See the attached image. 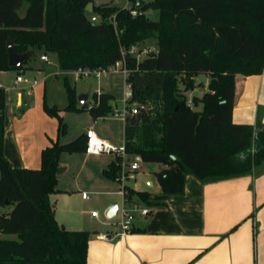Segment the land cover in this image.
Listing matches in <instances>:
<instances>
[{
    "label": "trees",
    "instance_id": "obj_1",
    "mask_svg": "<svg viewBox=\"0 0 264 264\" xmlns=\"http://www.w3.org/2000/svg\"><path fill=\"white\" fill-rule=\"evenodd\" d=\"M94 2L0 0V71L24 67L9 66V37L21 53L30 47L55 53L66 71L109 67L122 58V49L153 39L156 52L141 60L127 56L130 103L138 108L125 118L127 154L165 166L155 176L167 195L183 194L188 174L202 181L251 174L264 161V128L235 123L233 109L237 75L264 71V0H150L137 16L127 7ZM130 2L136 8L138 0ZM89 3L92 11L87 10ZM150 8L158 11V19L146 15ZM200 73H207L210 81L209 90L193 98L194 106L202 104L198 110L181 94L179 76L185 74L189 89ZM65 86L66 110H88L94 120L112 113L113 92L96 91L92 104L78 106L76 86L68 79ZM5 97L1 88L0 206L13 208L0 215V233L18 234L19 239L0 237V264H88L91 232L66 228L50 200L58 191L61 155L86 153L87 134L68 143L52 141L42 150L40 168H13L4 154ZM45 110L58 118L59 135L66 134L60 108L45 104ZM121 171L122 156L117 155L103 175L119 181ZM122 188L127 203L136 196L152 204L147 191L127 184Z\"/></svg>",
    "mask_w": 264,
    "mask_h": 264
},
{
    "label": "crops",
    "instance_id": "obj_2",
    "mask_svg": "<svg viewBox=\"0 0 264 264\" xmlns=\"http://www.w3.org/2000/svg\"><path fill=\"white\" fill-rule=\"evenodd\" d=\"M109 1L95 0L94 3L107 4ZM128 2L130 4V0L125 4ZM35 49L31 50L35 53ZM34 53L24 63L25 68L35 69L29 65ZM105 90L117 97L111 88ZM5 94L4 114L8 109L6 89ZM77 95H80L78 89ZM18 103L28 105L29 101L21 99ZM196 109L201 110L202 104ZM10 118L5 115L4 154L13 168H40L42 150L52 141L59 139L63 143L56 118L45 111H40L36 129L28 127L26 117L12 121ZM233 121L260 130L264 128V71L250 76L237 75ZM98 136L113 143L110 136ZM112 160H107L102 174ZM156 164L158 167L150 169L141 179L135 172L134 178L130 179L132 184L129 180L125 183L149 193L152 204H146L136 196L133 201L150 206L151 213L141 215L137 212L131 232L125 236L118 235L121 231L117 224L119 219L111 222L105 216L104 224L111 227L90 235L88 264H264V161L251 174L233 178L202 181L188 174L185 191L179 195L162 192L155 172L165 166ZM96 185L108 198L105 212L114 202L119 204V211L128 206L120 181L103 175L97 177ZM57 189L50 195V200L55 205L58 221L68 229H86L79 220L59 217L56 205L61 198H69L71 190L58 185ZM84 191L80 194L83 200ZM91 216L103 219L100 212L99 217ZM102 233L111 235L103 239Z\"/></svg>",
    "mask_w": 264,
    "mask_h": 264
},
{
    "label": "rangeland",
    "instance_id": "obj_3",
    "mask_svg": "<svg viewBox=\"0 0 264 264\" xmlns=\"http://www.w3.org/2000/svg\"><path fill=\"white\" fill-rule=\"evenodd\" d=\"M112 1H114L112 3ZM150 1V0H146ZM126 0H111L107 4H113L121 7L132 6L129 2L125 4ZM146 15L153 20L158 19L159 14L157 10L152 8L146 11ZM154 48L155 52L158 50L154 44L153 39H147L144 43ZM31 50V47H30ZM46 54L44 49L36 48L35 53L30 60L29 65L32 68L22 67L19 69H11L0 73V83H2L8 92L6 110V118L11 117V121L14 119L24 118L27 119L28 127L36 129L38 126V117L40 111H45V104L48 106L57 105L60 108V114L63 116L65 123L67 124V133L62 136L63 143L74 141L82 133L87 132L88 129H94L99 135L110 136L114 145H124V131L122 117H115L112 114L105 118H100L95 121L88 110L76 111L66 110L69 104L68 94L65 86L66 79L76 86L80 94H88V104H92L93 93L101 90L111 88L117 95L116 100L113 101L114 108L124 110L125 104L124 89L125 80L122 73L112 72L106 77H102L100 80L96 77L81 78L76 80L73 70H62L58 64V58L55 53H47V56L51 60V63H47L42 60V55ZM144 57V56H143ZM25 68V69H24ZM26 70V76L30 79H37L39 85L33 89L32 95H28L27 91L20 90L23 84H15V78L19 72ZM185 74L179 76V87L181 94L190 102L192 107L194 106L192 101L195 96L202 97L207 92L210 76L207 73H200L193 77L194 86L187 88L184 81ZM189 82H193L191 77ZM86 92V93H85ZM77 95V100H78ZM28 100L29 104H19V100ZM82 104L78 101V106ZM20 112V113H19ZM47 113V112H46ZM48 114V113H47ZM49 115V114H48ZM50 116V115H49ZM53 117V116H51ZM56 118V117H53ZM58 128L59 120L56 118ZM116 153L92 155L89 153H68L64 152L61 156L60 167L65 170L58 172V187L71 190L69 198H61L56 205V210L60 218H73L80 221V224L91 234L95 235L97 232L106 231L111 226H106L105 221L106 212L104 208L107 204L108 198L102 192V188L96 185L97 177H103L102 168L105 166L109 158L115 159ZM126 159L128 163H137L139 165L138 179L144 177L143 175L149 170L158 167L156 163H146L136 154H127ZM1 177V173H0ZM130 185L131 180H129ZM81 190H85L89 193L90 198L83 200L80 196ZM129 207V205H128ZM13 208L12 205L0 206V215L7 213ZM98 211L102 215L101 219H95L91 216L92 212ZM120 220V217L116 216L111 219V222ZM1 238L19 239L18 234H5L0 233Z\"/></svg>",
    "mask_w": 264,
    "mask_h": 264
},
{
    "label": "built area",
    "instance_id": "obj_4",
    "mask_svg": "<svg viewBox=\"0 0 264 264\" xmlns=\"http://www.w3.org/2000/svg\"><path fill=\"white\" fill-rule=\"evenodd\" d=\"M133 16H137L141 14V11L137 8H132L131 6L127 7ZM92 20H98L96 15L92 16ZM109 21L113 22L116 26V21L114 17L108 18ZM155 52L154 48L145 44H133L129 49H122V58L118 60L115 64L109 67H99V68H92V67H78L74 69L75 79L81 78H89V77H96L99 80L104 76H108L110 73H122L124 75L125 80V89H124V99L123 102L125 104L124 110H119L118 108H114L112 111V115L115 117H122L126 118L128 114H136L138 112L137 105L135 103H130L131 99L133 98V91L131 85L127 82V78L130 75V69L127 66V56L128 54L135 55L138 60L143 59L150 53ZM144 56V57H143ZM42 60L47 63H51V60L47 56V54L42 55ZM15 84H23L20 90L27 91L28 95H32L33 89L39 84L37 79H30L19 72L15 79ZM5 89L4 85L0 83V89ZM100 92V91H99ZM1 113V107H0ZM88 137V144L86 152L92 155H103V154H112L116 153L117 155L122 156V171L120 173L119 181L124 185L128 180L134 178V173L139 169V165L137 163H128L126 159V147L124 145H114L106 140L101 139L94 129H88L87 132ZM82 197L84 199H89L90 195L88 192L84 191L82 193ZM129 207L126 206L122 210L119 211L117 215L120 217V220L117 224L120 225L121 231L118 235L125 236L132 230V222L135 219L136 213H140L141 215H149L152 211L151 207L148 205H140L137 202H129ZM92 215L95 217H99V212L94 211ZM110 233H102L100 237L103 239H108Z\"/></svg>",
    "mask_w": 264,
    "mask_h": 264
},
{
    "label": "water",
    "instance_id": "obj_5",
    "mask_svg": "<svg viewBox=\"0 0 264 264\" xmlns=\"http://www.w3.org/2000/svg\"><path fill=\"white\" fill-rule=\"evenodd\" d=\"M146 0H138V3L136 5L137 9H141L145 4ZM93 8V3H89L87 6L88 11H92ZM33 51L29 50L26 52H19L16 48V40L13 37H9L7 41V54H8V61H9V66L12 68H20L24 63L29 61L31 58ZM25 74V71L22 72ZM190 81V78L187 79ZM88 94H80L78 96V101L81 104H84L87 99H88ZM65 169L63 167H59V172H63ZM119 214V204L117 202L112 203L108 209L106 210V216L109 219L115 218Z\"/></svg>",
    "mask_w": 264,
    "mask_h": 264
}]
</instances>
